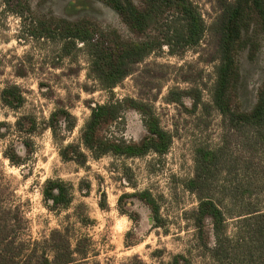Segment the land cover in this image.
Instances as JSON below:
<instances>
[{"label": "rangeland", "instance_id": "374dc122", "mask_svg": "<svg viewBox=\"0 0 264 264\" xmlns=\"http://www.w3.org/2000/svg\"><path fill=\"white\" fill-rule=\"evenodd\" d=\"M193 1L204 20L210 23L218 10L217 1ZM31 6L45 12L53 9L54 13L71 19L89 16L104 27L127 33L118 15L100 1L56 0L40 6L32 0ZM27 24V19L16 15L11 6L0 0V92L6 84L16 83L25 97L23 105L16 109L3 105L0 98V128L5 133L0 135V208L17 209L21 216L19 236L40 240L54 228L67 227L73 239L89 237L97 253L91 255L89 261L98 260L100 264H124L133 255H138L147 264H162L177 253H184L193 264H253L246 248L251 243L243 240L229 257L214 259L198 246L196 228L190 218L198 198L184 186V181L193 174L198 146L217 148L222 144L225 130L221 114L214 107H199L191 113L182 104L164 101L171 88L197 87L201 90L202 100L211 102L210 89L215 75L214 62L209 61L213 52L210 35L207 33L199 46L179 55L170 54L163 46L162 51L147 57L133 74L113 89L115 97H142L153 103L161 125L173 133L169 151L142 157L109 154L90 158L85 166H80L61 159L58 145L48 128L34 133L33 150L24 152L21 142L25 134L15 130V121L21 115L30 114L39 129L59 101L77 119L70 131H64L62 125L64 143L77 141L90 114L86 101L92 105L103 103L109 93L87 76L88 57L82 50H73L69 56L59 58L60 42L32 38ZM261 66L262 53L254 61H248L244 53L241 96L246 107L255 100ZM182 101L189 106L191 97L184 96ZM115 132L125 139H139L145 132L141 114L135 110L127 111L124 123L116 126ZM13 145L23 152L22 164H13L5 156ZM230 149L232 156L226 167L217 173L213 192L216 198H223L220 205L228 217L225 233L231 238L239 236L240 240L249 235L250 229L240 223L238 217H231V212L240 208V201L230 197L231 190L233 185L255 182L257 174L264 175V147L254 152L243 143H233ZM232 157L239 159L233 161ZM250 159L257 170L246 165ZM49 178H62L72 184L74 197L67 209L51 210L45 205L42 187ZM86 181L90 182L87 195ZM144 189L150 190L160 205L163 225L159 227L151 223L149 208L136 198L129 206L133 217L119 211L118 198L122 193ZM103 191L106 193L105 209L99 205ZM251 199L264 206V190L254 189ZM81 204L83 206H79ZM87 215L92 221L83 222L81 218ZM129 231L125 242V234Z\"/></svg>", "mask_w": 264, "mask_h": 264}, {"label": "trees", "instance_id": "16d2710c", "mask_svg": "<svg viewBox=\"0 0 264 264\" xmlns=\"http://www.w3.org/2000/svg\"><path fill=\"white\" fill-rule=\"evenodd\" d=\"M31 1L4 0L16 15L28 20L29 36L60 42L59 58L69 56L73 50H82L88 57L87 76L109 96L103 103L94 105L86 101L90 114L77 141L64 143L62 125L64 131H70L77 119L59 101L39 129L34 116L26 114L16 119L15 130L25 134L21 144L24 152L29 153L33 150L32 135L42 129H50L61 159L80 166H85L90 158L98 159L109 154L142 157L149 153L163 155L169 151L173 133L161 125L153 103L142 97H115L113 89L133 74L147 57L162 51L163 46L170 54L179 55L199 46L207 33L210 35L213 52L209 61L214 62L215 75L210 89L211 102L202 100L201 90L197 87L171 88L164 96L165 102L182 104L191 113L199 107H214L222 116L225 130L222 144L217 148L198 146L195 149L193 174L184 181V186L198 198L190 218L196 228L198 246L214 259L229 257L243 240L251 243L246 246L250 261L264 264V206L251 199L254 189L264 190V175L257 174L255 182L232 187L230 197L240 201V208L231 212V217H238L239 222L250 229L249 235L240 237V240L239 236L231 238L225 233L228 217L220 205L223 198H216L213 192L217 173L226 167L232 156L231 144L243 143L254 152L264 147V0H216L218 10L210 23L204 20L193 0H96L118 15L127 29L126 34L114 27H104L89 16L71 19L54 13L53 9L48 12L33 9ZM36 1L42 6L56 0ZM244 53L248 61L256 60L262 53L261 79L255 90V100L247 107L241 96ZM188 95L191 97L189 106L182 101ZM0 98L3 105L13 109L19 108L25 100L21 87L16 83L6 84ZM129 110H135L142 116L145 132L139 139H125L115 132V127L124 123ZM4 134L0 128V135ZM22 154L14 145L5 152V156L17 165L23 163ZM232 159L237 161L239 158ZM248 161L246 165L257 170L253 160ZM86 188L87 195L89 181H86ZM42 195L49 209H67L73 201L74 189L62 178H49L43 184ZM134 198L149 208V218L154 226L163 225L158 200L148 189L122 193L118 198L119 211L128 212V216L133 217L129 206ZM99 205L102 209L107 208L104 191ZM135 214L138 219L139 213L136 211ZM81 220L92 221L88 215ZM20 221L17 209L0 208V264H100L98 260L89 261L90 256L97 253L88 236L73 239L68 228L63 227L52 229L47 237L40 240L24 239L19 236ZM130 233L125 234V242ZM124 264L147 263L133 255ZM162 264L193 262L184 253H177Z\"/></svg>", "mask_w": 264, "mask_h": 264}]
</instances>
